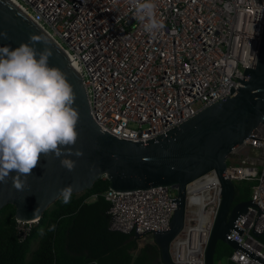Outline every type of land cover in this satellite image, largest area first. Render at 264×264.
I'll return each mask as SVG.
<instances>
[{"label": "built area", "instance_id": "obj_1", "mask_svg": "<svg viewBox=\"0 0 264 264\" xmlns=\"http://www.w3.org/2000/svg\"><path fill=\"white\" fill-rule=\"evenodd\" d=\"M57 42L85 89L99 128L120 139L146 142L178 126L240 86L257 62L264 32V0H155L164 29L150 35L130 0H14ZM224 176L252 180L249 205L227 237L233 264H263L264 123L233 147ZM172 186L104 193L109 228L149 234L169 228ZM214 170L186 186L183 225L171 239L173 264H205V250L221 204ZM26 235L36 221L18 220ZM27 226V227H26ZM241 231V232H239Z\"/></svg>", "mask_w": 264, "mask_h": 264}, {"label": "water", "instance_id": "obj_2", "mask_svg": "<svg viewBox=\"0 0 264 264\" xmlns=\"http://www.w3.org/2000/svg\"><path fill=\"white\" fill-rule=\"evenodd\" d=\"M0 47L15 49L21 43L32 42L30 35H40L47 44L36 43L38 52L49 48V66L58 67L73 87V108L78 112V138L72 155L75 167L70 171L61 165L54 154L41 159L28 176L23 190L13 186L12 176L7 183L0 182V209L6 204L15 207V218L37 221L57 198L70 188L78 194L90 188L100 177L109 180V187L128 191L152 186H172L176 189L169 228L153 231L152 241L160 248L164 264H173L168 246L183 225L186 186L207 172L214 170L221 186V204L205 250V264H214L218 241L232 249L246 251L238 242L227 237L234 221L245 213L251 200L232 204L234 183L224 176L226 158L237 144L251 136L264 123V32L261 36L257 62L245 68L240 86L231 94L203 108L189 119L166 133L146 142L120 139L101 130L90 115L89 104L79 77L70 67L65 54L39 26L8 0H0ZM264 231V230H263ZM263 231L253 232L258 237ZM241 232V231H239ZM141 238L144 234H134ZM264 264V260H260Z\"/></svg>", "mask_w": 264, "mask_h": 264}, {"label": "clouds", "instance_id": "obj_3", "mask_svg": "<svg viewBox=\"0 0 264 264\" xmlns=\"http://www.w3.org/2000/svg\"><path fill=\"white\" fill-rule=\"evenodd\" d=\"M130 3L147 33L154 36L164 29L155 0ZM29 40L31 44L21 43L15 49L0 47V182L7 183L15 172L12 181L17 190H23L42 155L62 158L61 165L70 171L75 167L70 157L82 155L70 147L78 138L79 119L73 87L61 69L49 66L51 50L38 52L33 46L47 40L35 34ZM70 194V188L63 191L65 203Z\"/></svg>", "mask_w": 264, "mask_h": 264}, {"label": "trees", "instance_id": "obj_4", "mask_svg": "<svg viewBox=\"0 0 264 264\" xmlns=\"http://www.w3.org/2000/svg\"><path fill=\"white\" fill-rule=\"evenodd\" d=\"M253 184L252 180L235 182L232 204L249 200ZM108 187L109 180L100 177L90 188L70 194L68 203L60 196L30 225L24 237L14 205H4L0 209V264H164L153 241L138 249L133 232L109 228V202L104 197ZM257 240L264 245V231ZM232 251L218 241L214 264L223 260L233 264L228 260Z\"/></svg>", "mask_w": 264, "mask_h": 264}, {"label": "rangeland", "instance_id": "obj_5", "mask_svg": "<svg viewBox=\"0 0 264 264\" xmlns=\"http://www.w3.org/2000/svg\"><path fill=\"white\" fill-rule=\"evenodd\" d=\"M151 242L152 241V235L151 234H147V235H143L140 239H139V245H143L144 243L146 242ZM37 244V239L33 241L32 245H33V248L36 246ZM222 264H225V261H221Z\"/></svg>", "mask_w": 264, "mask_h": 264}, {"label": "bare ground", "instance_id": "obj_6", "mask_svg": "<svg viewBox=\"0 0 264 264\" xmlns=\"http://www.w3.org/2000/svg\"><path fill=\"white\" fill-rule=\"evenodd\" d=\"M9 1V3H11L12 5H14L15 7H17L22 13H24L25 14V12H23V10L19 7V5L14 1V0H8ZM25 15H27V14H25ZM28 16V15H27ZM45 34H47L49 37H50V35L45 31V30H43L41 27H39ZM51 38V37H50ZM51 40L54 42V43H56L52 38H51ZM56 45L58 46V44L56 43ZM59 47V46H58ZM60 48V47H59ZM66 58L68 59V57L66 56ZM68 61H69V59H68ZM69 64H70V67L73 69L74 68V66H73V64L69 61Z\"/></svg>", "mask_w": 264, "mask_h": 264}, {"label": "crops", "instance_id": "obj_7", "mask_svg": "<svg viewBox=\"0 0 264 264\" xmlns=\"http://www.w3.org/2000/svg\"><path fill=\"white\" fill-rule=\"evenodd\" d=\"M139 239H140V238H137V248H138V249L141 248V247L145 244V243H144L143 245L140 246V245H139V242H138ZM138 249H137V250H138ZM136 252H137V251H136ZM220 264H222V262H220Z\"/></svg>", "mask_w": 264, "mask_h": 264}]
</instances>
